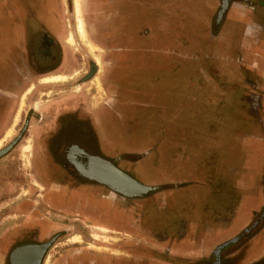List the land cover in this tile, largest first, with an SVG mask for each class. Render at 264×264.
Segmentation results:
<instances>
[{"label": "flooded vegetation", "instance_id": "flooded-vegetation-1", "mask_svg": "<svg viewBox=\"0 0 264 264\" xmlns=\"http://www.w3.org/2000/svg\"><path fill=\"white\" fill-rule=\"evenodd\" d=\"M57 1L0 0V29L27 31L35 17L42 21L38 27H45L55 38L61 30ZM158 1L107 0L106 7L103 0H81L77 15L74 2L65 0L67 46L46 42L36 35L30 48L27 42L22 47L19 41L8 49V71L11 73V53L16 47L17 53L25 56V68H21L23 73L19 77L30 76L33 82L26 88L29 89L25 92L23 120L22 115L17 117L18 121L15 117V124L0 140V152L10 147L0 156V264H170L173 260L168 252L141 247L143 239L138 233L146 232L144 214L155 213L157 209L155 198L150 201L156 192L128 198L97 182L94 175L99 159L140 183L128 159L136 158L139 166L144 159V145L135 152H116L119 149L113 144L118 143V135L123 136V142L124 130L131 122H125L126 119L142 116L145 108L137 107V97L147 94L146 83L147 88L154 89L157 72H161L155 68L145 72L138 66H145V61L151 59L138 56L146 48H160L166 39L173 37L170 21L166 25L160 20ZM213 1L217 10L205 34L207 41L212 49L235 48L233 41H238L243 53L236 54L232 60L249 66L244 72L246 77L239 78L240 85L248 84L256 94L262 86L261 75L264 76V0ZM34 3L43 9L34 11L31 5ZM50 3L56 9L50 10ZM52 15L56 16L50 22L48 16ZM78 18L88 39L101 50L99 60L86 56L82 77L75 62H62V55L72 52L69 47L74 44L80 48ZM162 23L167 37L160 33ZM153 30L156 32L152 33ZM69 38L72 43L68 42ZM204 47L203 42L200 49ZM253 48L262 49V56L253 54ZM221 55L228 56L225 51ZM56 77L65 80L45 82ZM230 92L233 95L219 93L216 108L221 112L229 98V102L234 100V111L238 114L244 105L243 90L233 87ZM260 100L264 105V97ZM98 130H102L101 134ZM255 174L249 194L257 209L250 223L233 239L214 247L208 258L195 264H264V170L260 175ZM161 189L164 187L160 186ZM83 206L90 209L94 219L99 217L102 225L115 227L112 234L117 237H110L106 247L93 246L88 239L92 235L84 229L88 228L87 224L93 226L94 219L80 215ZM159 217L157 214L156 218ZM65 221L74 222V230ZM130 232L136 233L131 234L136 242L129 237ZM256 249L259 255L250 262L244 261ZM218 251H221L219 255ZM179 264L187 262L183 260Z\"/></svg>", "mask_w": 264, "mask_h": 264}, {"label": "rangeland", "instance_id": "rangeland-1", "mask_svg": "<svg viewBox=\"0 0 264 264\" xmlns=\"http://www.w3.org/2000/svg\"><path fill=\"white\" fill-rule=\"evenodd\" d=\"M31 5L34 11L41 8L34 4ZM58 16H61L60 11H58ZM33 19L36 22V18ZM39 21L42 22L40 18H38ZM54 24L56 25V23ZM78 35L77 42L82 50L74 44L71 49L75 56V63L78 65L77 68H79L76 70L82 77L86 70V56L92 55L93 58L99 59L101 50L88 39L86 34L85 39H83L79 33V28ZM164 36L166 35L164 34ZM207 37L206 35L190 36L177 31L170 38L171 40L166 39L160 48H146L138 56L140 59H149L148 57L151 59L148 63L145 61V66H138L142 67L145 72L153 68L160 69L161 72H157L158 78L154 80V89H150L152 86L147 88L146 83L144 89L148 91L147 94L144 97H137L139 99L137 101L135 100L136 97H134L135 99L132 97L136 101L135 104L138 103L137 107L141 110L145 108V111L142 116H138L139 119L137 116L132 120L126 119L125 122H131L124 130L123 142V136L118 135V143L113 145L119 149L116 152H135L137 147L140 146L141 148V145H144V160L139 166H136V158L128 159L132 165L130 168L134 169V176L140 183H152L156 178H161L163 175L162 180L167 185L164 186L163 190L156 191V196L153 195L157 209L155 213L153 211L146 212L144 214L146 219L151 216L156 217L157 214L165 217L166 212L160 209L164 205V200L169 198L164 199L163 197H170L169 194L175 191L184 192V184L180 182L177 185L167 183L177 170L180 173L186 171L197 173L188 177V184L196 190V194L201 198L202 195L205 198L209 197L211 212H221L218 219L228 217L226 213H222V209L232 206L231 198L233 191H235L234 185H238L243 190L249 184V177L256 175L255 172L260 175L264 170V105L260 100L264 97V76L261 75L262 88L260 87V91L256 94L253 93L248 84L242 82L240 85L239 78L246 77L247 74L244 72L249 66L242 62L238 64L237 61L232 60L236 54L243 53V49L237 45L238 41L235 39L233 41L236 45L235 48L226 49L227 47H224L222 49L219 47L212 49ZM229 41L231 39L223 42ZM203 42L205 47L200 49ZM87 43L95 49L91 51ZM1 50L0 67L2 71H7L9 52L6 48ZM83 51L86 52L83 53ZM224 51L228 56L221 55ZM251 52L262 56V49L253 48ZM253 60L254 58H252ZM187 62L190 64L185 66L184 63ZM2 63L3 65H1ZM173 65L176 66V69L172 67ZM171 69L175 70L174 73ZM185 73L192 76L197 75L199 78L196 80L194 77L190 82ZM234 74L236 75L235 78ZM96 83L99 84L98 79ZM149 83L152 84L153 82L149 81ZM233 87H240L243 90L241 96L244 105L241 112L237 114V111H234L235 102L234 100L229 102V98L221 108V112L220 109L217 111L218 100L212 95H216L217 90L219 93L233 95L230 92ZM200 90L207 92L206 94L204 91L201 93ZM25 99L26 95L22 97L18 107L17 114L19 117L23 114ZM36 100L39 102V98ZM204 106L208 108V112L205 111ZM252 106H257V111ZM21 125L22 123L16 127V135L19 134ZM101 132L98 130L99 134ZM252 171L253 175L251 176ZM206 189H210L209 194L203 191ZM224 191L227 192L226 196L222 195ZM164 192H166V196L163 194ZM175 195L179 196L180 194ZM152 197H150V201ZM186 199L185 197L184 201H181L182 204H187ZM198 206L197 210L200 211L207 205L200 203ZM131 214L129 213V215ZM65 223L70 226L71 230H74V222L65 221ZM148 224L149 222L145 223L143 230L146 231L144 233L146 238L152 241L157 229L151 228ZM87 225L89 226L84 231L92 235L88 239L93 246L106 247L110 237H117L112 234L113 231L115 232L113 229L115 227ZM131 234L136 235V233H129L131 240L136 242ZM75 239L78 240V236ZM146 246H149L148 249H153L151 244Z\"/></svg>", "mask_w": 264, "mask_h": 264}, {"label": "crops", "instance_id": "crops-1", "mask_svg": "<svg viewBox=\"0 0 264 264\" xmlns=\"http://www.w3.org/2000/svg\"><path fill=\"white\" fill-rule=\"evenodd\" d=\"M81 0H74L75 8L77 15H79V3ZM151 1V0H150ZM45 4L47 2H44ZM65 0H58L57 7L60 11V34L57 33L55 38L52 37L51 33L45 27H38V35L39 37H43L46 39L45 41H51L54 44H61L59 46H67L66 43V27L65 22L67 20L66 15L64 14V6ZM102 3H105L107 7V0H103ZM157 3V2H156ZM171 3L175 5L174 7L169 6ZM105 7V8H106ZM56 9L54 3H50V10ZM158 13H160V20H164L165 24L168 25V21H170V28L173 29V34L176 32L185 33L190 36H204L209 31L210 21L215 16V11L217 10V4L214 3L213 0H159L158 6L156 7ZM106 13V12H105ZM56 16V15H55ZM55 16L51 17L50 22ZM158 16V15H157ZM107 18V15L104 16ZM48 19V18H47ZM80 18H78L79 20ZM22 21V20H20ZM19 23V22H18ZM17 23V25H18ZM47 21V25H48ZM186 24V25H185ZM32 26V25H31ZM79 27V25H78ZM28 30H19L18 28L15 31L11 32L8 29L5 31L3 28L0 29V53L6 48L8 49L16 44L17 42H21V46L27 42V48H30L32 45L33 37V26L30 25L27 27ZM163 23L161 24V34H165L163 30ZM78 29V28H77ZM156 31H152L154 33ZM27 33V34H26ZM204 34V35H203ZM66 44V45H64ZM33 46V45H32ZM69 46V45H68ZM71 49V47H69ZM244 48H246L244 46ZM72 50V49H71ZM18 50L15 47L14 51L11 53V62L9 70V64L6 65L7 71H2L0 67V140L4 138L6 132L13 127L15 124V117H18L17 111L18 107L21 103L22 97L25 95V92L29 89H26L32 82L33 78L30 79H21L19 76L23 73L21 68H25V56L20 52L17 53ZM17 54H19V58L17 59ZM61 56V55H60ZM62 62L72 63L75 62V56L73 52L70 54L62 55ZM17 59V60H16ZM157 58L155 59L156 62ZM8 63V62H7ZM62 63V64H63ZM190 62L184 63V65H189ZM3 65V63L1 64ZM192 65V64H191ZM176 69V66L173 65ZM13 68V70H12ZM22 68V69H23ZM160 70V69H159ZM174 73V69H171ZM161 71V70H160ZM165 72V71H164ZM101 73V72H100ZM170 73V72H169ZM186 74V73H185ZM69 78L71 75H61ZM171 77V73H170ZM186 78L189 81H192L190 75L186 74ZM205 83L204 81H202ZM201 82V83H202ZM32 88V87H30ZM199 91V90H198ZM202 93L203 90H200ZM127 93V92H125ZM223 93V92H222ZM218 100L219 91L217 90L216 95H212ZM27 99V97H26ZM25 99V105H26ZM206 112H208V108L204 106ZM219 111V109H217ZM144 159L140 160L143 161ZM191 174H197L196 172L186 171L180 173V171H175L173 177L169 179L168 184L182 183L184 184V192L177 191L171 192L169 196L163 197L164 205L161 211L164 210L165 217H152V218H144L143 222H149V226L151 228H156L155 235L152 241H149L144 233H138L141 236L142 234V243L141 247L143 249H148L147 244H151L153 250H162L168 252L173 259L170 264L174 262L176 264L186 261L187 264H195L199 259L208 258L211 250L219 244L225 243L233 239L239 231H241L244 227H246L253 216L254 211L257 209L253 204L254 199L249 194L250 187L252 186V179L254 177L253 171L251 172V176L249 177V184L245 189H241L238 185L235 186V191L232 194V206L225 207L222 209V213H226L228 215L227 218L218 219L220 217L221 212H211V207L209 200L202 195V198L196 194V190L192 189L188 184V177ZM248 177V176H247ZM246 177V178H247ZM163 175L161 178H156L154 182H152L153 186H166L163 182ZM160 180L161 182H159ZM150 184V185H152ZM236 184V181H235ZM144 185V184H143ZM238 187V188H237ZM222 190V189H221ZM154 191V192H156ZM207 194H209L210 189L203 190ZM227 192H223V196H226ZM168 194V193H167ZM174 194V195H173ZM175 194H180L175 195ZM157 195V193H156ZM154 194V196H156ZM260 195V193H259ZM154 196L152 198H154ZM222 196V197H223ZM185 197L187 198V204H182ZM260 197V196H257ZM256 198V197H255ZM261 199V197H260ZM203 200L202 202H200ZM207 205L206 208L200 209L199 204ZM184 205V206H183ZM155 206V205H154ZM99 210V209H98ZM97 210V211H98ZM159 210V211H160ZM216 211V210H215ZM80 215L83 217H87L88 219L93 217L90 209L85 208V206L81 207ZM213 219V220H212ZM101 219L95 216L93 225H102ZM230 246V245H229ZM263 254V253H262ZM259 255L258 249L251 251L250 255L244 261L250 262ZM159 262V261H157ZM157 264V263H156Z\"/></svg>", "mask_w": 264, "mask_h": 264}, {"label": "water", "instance_id": "water-1", "mask_svg": "<svg viewBox=\"0 0 264 264\" xmlns=\"http://www.w3.org/2000/svg\"><path fill=\"white\" fill-rule=\"evenodd\" d=\"M10 147H8L9 149ZM0 152V156L7 152V150ZM97 171L94 173L95 180L105 186H107L112 191L128 197L136 198L146 196L159 187L146 186L136 180L130 178L126 174L118 171L111 164L97 160ZM230 245V244H229ZM226 246V245H225ZM221 251H218V255ZM217 262L216 264H218Z\"/></svg>", "mask_w": 264, "mask_h": 264}, {"label": "bare ground", "instance_id": "bare-ground-1", "mask_svg": "<svg viewBox=\"0 0 264 264\" xmlns=\"http://www.w3.org/2000/svg\"><path fill=\"white\" fill-rule=\"evenodd\" d=\"M76 1V3L78 2V0H75ZM78 25H79V33H80V35H81V37L83 38V39H85V32H84V27H83V22H82V20L81 19H79L78 20ZM68 42L69 43H72V39L71 38H69L68 39ZM87 45H88V47H89V49L92 51V50H94L95 49V47H93L91 44H89V43H87ZM100 56V55H99ZM98 58V57H97ZM99 60V59H98ZM97 60V61H98ZM65 80V78L64 77H61V78H59V77H56V78H48V79H45V82H53V81H64ZM18 119V118H17ZM18 121V120H17ZM11 134V132L8 134V135H10ZM7 136V135H6ZM1 144V143H0Z\"/></svg>", "mask_w": 264, "mask_h": 264}, {"label": "trees", "instance_id": "trees-1", "mask_svg": "<svg viewBox=\"0 0 264 264\" xmlns=\"http://www.w3.org/2000/svg\"><path fill=\"white\" fill-rule=\"evenodd\" d=\"M38 4H39V2H38ZM38 4H37V5H38ZM34 5H35V3H34ZM39 7H40V6H39ZM34 9H36V8H34ZM42 9H43V8L41 7L40 10H42ZM38 10H39V9H38ZM40 10H39V11H40ZM32 25H33V29H34V31H33V37L35 38L36 35H38V30H39V29H38V18L36 19V22H35V21L33 22Z\"/></svg>", "mask_w": 264, "mask_h": 264}]
</instances>
